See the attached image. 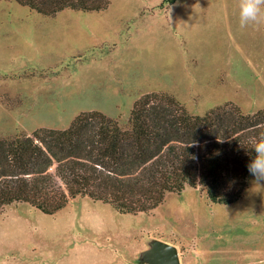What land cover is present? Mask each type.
Segmentation results:
<instances>
[{
    "label": "rangeland",
    "instance_id": "rangeland-1",
    "mask_svg": "<svg viewBox=\"0 0 264 264\" xmlns=\"http://www.w3.org/2000/svg\"><path fill=\"white\" fill-rule=\"evenodd\" d=\"M149 91L195 114L264 108V24L241 29L238 0H109L53 15L0 0V137L65 128L83 110L127 126ZM153 240L176 245L179 264H264V181L248 172L226 204L187 186L149 213L88 197L53 214L25 202L0 212V264H140Z\"/></svg>",
    "mask_w": 264,
    "mask_h": 264
},
{
    "label": "trees",
    "instance_id": "trees-1",
    "mask_svg": "<svg viewBox=\"0 0 264 264\" xmlns=\"http://www.w3.org/2000/svg\"><path fill=\"white\" fill-rule=\"evenodd\" d=\"M38 13L105 9L109 0H14ZM264 108L232 101L190 112L174 95L149 91L128 125L98 110L79 112L65 128L41 126L0 137V212L25 202L53 214L76 197L122 213H149L168 193L199 187L216 203L238 199L247 184L252 139L264 131Z\"/></svg>",
    "mask_w": 264,
    "mask_h": 264
},
{
    "label": "clouds",
    "instance_id": "clouds-1",
    "mask_svg": "<svg viewBox=\"0 0 264 264\" xmlns=\"http://www.w3.org/2000/svg\"><path fill=\"white\" fill-rule=\"evenodd\" d=\"M238 10L241 29L264 24V0H238ZM251 143L254 156L247 167L255 177V184L259 185L260 181H264V131L260 132L258 138H253Z\"/></svg>",
    "mask_w": 264,
    "mask_h": 264
},
{
    "label": "water",
    "instance_id": "water-1",
    "mask_svg": "<svg viewBox=\"0 0 264 264\" xmlns=\"http://www.w3.org/2000/svg\"><path fill=\"white\" fill-rule=\"evenodd\" d=\"M140 264H179V251L176 245L160 240L151 241L150 247L140 256Z\"/></svg>",
    "mask_w": 264,
    "mask_h": 264
}]
</instances>
